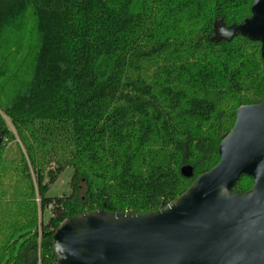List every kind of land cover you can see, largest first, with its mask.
<instances>
[{
    "label": "trees",
    "instance_id": "obj_1",
    "mask_svg": "<svg viewBox=\"0 0 264 264\" xmlns=\"http://www.w3.org/2000/svg\"><path fill=\"white\" fill-rule=\"evenodd\" d=\"M253 3L0 0V264H56L65 220L155 213L220 163L237 111L264 102L261 45L221 28Z\"/></svg>",
    "mask_w": 264,
    "mask_h": 264
},
{
    "label": "water",
    "instance_id": "obj_2",
    "mask_svg": "<svg viewBox=\"0 0 264 264\" xmlns=\"http://www.w3.org/2000/svg\"><path fill=\"white\" fill-rule=\"evenodd\" d=\"M221 28L229 41L259 43L264 62V0H254L251 18ZM218 152L220 163L160 211L65 220L53 235L56 264H264V102L237 111ZM181 175L193 178V168ZM244 175L254 186L233 193Z\"/></svg>",
    "mask_w": 264,
    "mask_h": 264
},
{
    "label": "rangeland",
    "instance_id": "obj_3",
    "mask_svg": "<svg viewBox=\"0 0 264 264\" xmlns=\"http://www.w3.org/2000/svg\"><path fill=\"white\" fill-rule=\"evenodd\" d=\"M73 176L72 168L67 169L59 178V181L52 186L48 193L49 198H61L63 196H68L71 193L70 182ZM44 221L47 222L51 218L50 210L45 211Z\"/></svg>",
    "mask_w": 264,
    "mask_h": 264
}]
</instances>
